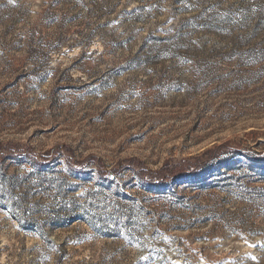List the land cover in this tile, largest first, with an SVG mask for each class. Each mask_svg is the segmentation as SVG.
<instances>
[{"label":"rangeland","instance_id":"374dc122","mask_svg":"<svg viewBox=\"0 0 264 264\" xmlns=\"http://www.w3.org/2000/svg\"><path fill=\"white\" fill-rule=\"evenodd\" d=\"M0 264H264V0H0Z\"/></svg>","mask_w":264,"mask_h":264},{"label":"trees","instance_id":"16d2710c","mask_svg":"<svg viewBox=\"0 0 264 264\" xmlns=\"http://www.w3.org/2000/svg\"><path fill=\"white\" fill-rule=\"evenodd\" d=\"M185 166H186V161H184L182 163H177V164H174V165H171V166L164 167L163 171H161V172L159 171L158 172L160 175L161 174L164 175L163 178L161 177L162 179L160 181L166 182V181H170L171 179H174V178H177L179 176H182L183 172H184L183 170L185 169ZM144 171L145 172H143V170L140 171L142 173L141 176H144L147 173L146 169Z\"/></svg>","mask_w":264,"mask_h":264}]
</instances>
